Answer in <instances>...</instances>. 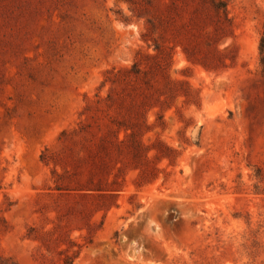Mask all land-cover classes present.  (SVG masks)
Here are the masks:
<instances>
[{
	"label": "rangeland",
	"instance_id": "1",
	"mask_svg": "<svg viewBox=\"0 0 264 264\" xmlns=\"http://www.w3.org/2000/svg\"><path fill=\"white\" fill-rule=\"evenodd\" d=\"M224 1L228 67L206 71L171 51L168 77L194 102L176 98L162 121L147 112L155 178L138 187L126 170L90 237L71 232L82 246L74 264H264V0ZM144 30L126 0H0V256L48 264L25 236L53 218V166L40 155L106 95L111 72L154 54Z\"/></svg>",
	"mask_w": 264,
	"mask_h": 264
},
{
	"label": "trees",
	"instance_id": "2",
	"mask_svg": "<svg viewBox=\"0 0 264 264\" xmlns=\"http://www.w3.org/2000/svg\"><path fill=\"white\" fill-rule=\"evenodd\" d=\"M133 17L144 20L143 39L154 54L110 73L108 92L85 108V119L58 138L59 149L45 150L40 160L51 164L48 189L53 214L49 227H30L25 236L36 243L35 257L48 264H74L82 246L70 236L85 230L89 236L96 214L116 205L126 170L138 171V187L154 180L149 149L142 136L149 128L146 114L158 108L156 120L173 101L194 102L190 88L168 77L171 51L179 47L190 64L206 71L228 67L229 51L218 43L231 35L224 0H126ZM264 52V33L259 44ZM233 63L234 57L229 59ZM122 134V136H121ZM164 149L157 159L168 158ZM103 225L101 221L99 229ZM90 237V236H89ZM0 264H15L0 256Z\"/></svg>",
	"mask_w": 264,
	"mask_h": 264
}]
</instances>
